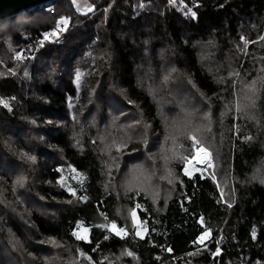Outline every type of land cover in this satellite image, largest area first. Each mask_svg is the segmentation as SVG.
<instances>
[{
  "label": "trees",
  "instance_id": "16d2710c",
  "mask_svg": "<svg viewBox=\"0 0 264 264\" xmlns=\"http://www.w3.org/2000/svg\"><path fill=\"white\" fill-rule=\"evenodd\" d=\"M86 2L91 13L85 16L72 3H62L36 13L44 19L36 24H27L30 15L0 22V100L8 105L0 104V121L28 141L13 144L12 162L28 180L26 191L30 188L46 208L44 214L30 212L36 235L71 247L89 264H107L105 256L121 251L140 264H264V186L246 182L261 151L257 142L237 133V117L227 119L232 127L230 195L221 192L217 178L186 177L176 165L175 194L163 211L143 192L127 201L146 232L138 238L130 216L118 211L116 196L106 190L109 160L97 140L105 116L93 114L86 104L93 91L103 101L116 98L108 87L118 81L125 94L122 106L140 112L158 131L157 108L137 87L135 70L147 48L155 54L160 47L204 97L216 101L215 106L225 103L231 93L221 95V85L200 67L195 44L214 41L231 52V41L246 36L252 44L248 58L237 64L239 78L250 59H264V36L258 41L264 29V0H183L168 6L164 0ZM186 6L192 8L191 15ZM59 12L68 20L62 30L56 27ZM52 31L58 37L41 46L43 34ZM75 72L84 76L82 100L76 98ZM142 146L129 142L122 154L138 155ZM29 157L36 158L32 166ZM33 169L35 186L29 181ZM78 223L90 229L87 241L74 238ZM110 224L125 230L126 236L110 233Z\"/></svg>",
  "mask_w": 264,
  "mask_h": 264
},
{
  "label": "rangeland",
  "instance_id": "374dc122",
  "mask_svg": "<svg viewBox=\"0 0 264 264\" xmlns=\"http://www.w3.org/2000/svg\"><path fill=\"white\" fill-rule=\"evenodd\" d=\"M164 1L167 6L175 1L183 2ZM62 3L68 6L72 3L80 15L91 13V7L86 0H56L22 13L16 19H21V16L24 19L30 15L26 20L27 24H36L39 20H44L36 13L50 10L53 5ZM189 6L186 8L191 15L193 11H190L192 8ZM144 7V4L140 5V9ZM60 15L62 17L57 21L59 28L56 27L65 29L67 25L61 22L67 20L65 12H59ZM263 36L264 29L259 43ZM251 44L243 34L237 40L231 41V52L225 51L224 46H218L214 41L195 44L200 67L210 73L216 84L221 85V95H226V92L232 95L219 106H215L216 101L204 97L197 90L187 73L175 68L165 48L160 47L155 54L147 48L141 55V60L138 59L135 82L137 87L151 97L157 108L160 128L158 131L150 127L148 119L140 112H132L128 107L122 106L121 97L125 98V94L118 81H113L108 87L116 98L103 101L98 94L91 92L86 104L94 110L93 114L105 116L103 126L101 127L100 121L96 125L103 131L98 133L97 140L109 160L106 190L116 196L118 211L130 216L138 238L143 237L146 232L136 212L129 210L127 201L131 195L143 192L159 211H163L166 203L175 194L176 165L183 167L182 174L186 177L198 174L213 180L217 178L221 192L223 189L226 195H230L232 181L227 155L232 127L228 125L227 119L231 117L239 120L237 133L241 131L244 139L251 143L257 142L260 146V157L246 176V182H256L264 186V59H250L249 66L239 78L236 73L239 60L248 58L246 51ZM77 73H74L73 78L77 87L76 98L82 100L86 93L81 90L84 76L79 73L80 78L77 81ZM229 79H232L230 84ZM236 81L234 86L233 82ZM16 133L17 130H13L10 124L5 125L0 121V156L3 158L0 160V174H3L0 176V264H89L85 257L71 247L41 239L36 235L29 220L30 212L44 214L46 208L38 198H34L30 188L26 191L28 180L12 162L13 144L28 142L22 133ZM129 142L143 144L138 155L122 154ZM203 150L207 152L209 160L205 169H192L189 162ZM30 164L33 165L32 160ZM36 174L37 170L33 169L29 179L32 186L38 183ZM75 179H78L76 175ZM60 187L64 188V185ZM106 229L118 237L126 236L125 230L113 224L106 226ZM89 232L88 227L78 223L73 236L77 240L87 241ZM104 260L107 264H140L127 251L105 256Z\"/></svg>",
  "mask_w": 264,
  "mask_h": 264
},
{
  "label": "water",
  "instance_id": "95a60500",
  "mask_svg": "<svg viewBox=\"0 0 264 264\" xmlns=\"http://www.w3.org/2000/svg\"><path fill=\"white\" fill-rule=\"evenodd\" d=\"M53 1L56 0H0V22L17 17L27 11L41 8Z\"/></svg>",
  "mask_w": 264,
  "mask_h": 264
},
{
  "label": "snow or ice",
  "instance_id": "6c2138e0",
  "mask_svg": "<svg viewBox=\"0 0 264 264\" xmlns=\"http://www.w3.org/2000/svg\"><path fill=\"white\" fill-rule=\"evenodd\" d=\"M170 2H171V0H170ZM61 22L63 24H65V25H67V23H68L66 20H63ZM57 27L59 28V25ZM50 37H58V32L57 31H52L50 33H44L43 34V39L41 40V46H43V42L44 41H49L50 40ZM16 58L17 59H20L21 56L18 55ZM29 59H31V57H29ZM27 75H28V73H27V71H25V76H27ZM75 78H76L77 81L79 80V78H80L79 73L76 74V77ZM0 104H3L4 107H8L7 103L5 101H3V100H0ZM71 107H72L71 104H69V108H71ZM119 150L120 149L118 148L117 151H119ZM29 159H31L33 162H35V159L36 158L35 157H29ZM57 171H59V169H57ZM82 199H87V198L84 197ZM69 203H70V201H69ZM133 216H135V213H133ZM77 238L79 239L80 237H77ZM105 239H108V237L106 236Z\"/></svg>",
  "mask_w": 264,
  "mask_h": 264
},
{
  "label": "bare ground",
  "instance_id": "6f19581e",
  "mask_svg": "<svg viewBox=\"0 0 264 264\" xmlns=\"http://www.w3.org/2000/svg\"><path fill=\"white\" fill-rule=\"evenodd\" d=\"M207 155L204 151H201L200 153H198L194 159L192 161L189 162V166L192 168V169H197L200 170L201 168L203 169L207 163H208V158H207ZM205 169V168H204Z\"/></svg>",
  "mask_w": 264,
  "mask_h": 264
}]
</instances>
